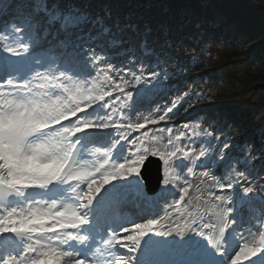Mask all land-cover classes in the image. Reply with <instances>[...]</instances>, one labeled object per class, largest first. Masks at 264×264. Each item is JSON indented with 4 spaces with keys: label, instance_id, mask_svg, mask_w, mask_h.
Listing matches in <instances>:
<instances>
[{
    "label": "snow or ice",
    "instance_id": "1",
    "mask_svg": "<svg viewBox=\"0 0 264 264\" xmlns=\"http://www.w3.org/2000/svg\"><path fill=\"white\" fill-rule=\"evenodd\" d=\"M153 33L113 0H0V264H264V128L211 103L168 126L191 89L139 114L181 55Z\"/></svg>",
    "mask_w": 264,
    "mask_h": 264
},
{
    "label": "trees",
    "instance_id": "2",
    "mask_svg": "<svg viewBox=\"0 0 264 264\" xmlns=\"http://www.w3.org/2000/svg\"><path fill=\"white\" fill-rule=\"evenodd\" d=\"M113 3L122 11H131L150 21L158 44L165 39L176 43V51L181 55L168 60L169 79L180 78L183 84L176 87L183 88L181 95L189 89L195 93L185 98L187 103L218 106L235 123L231 138L259 139L260 129L264 128V10L253 5L264 4V0H113ZM193 16L194 25L189 23ZM214 43L221 49L206 62ZM186 57H196L197 62L190 63ZM202 61L207 67L201 72L188 75L190 78L183 76L182 71L192 72ZM190 122L195 124L196 117ZM210 123L211 120L204 119L203 126ZM253 191L261 189L254 186Z\"/></svg>",
    "mask_w": 264,
    "mask_h": 264
},
{
    "label": "rangeland",
    "instance_id": "3",
    "mask_svg": "<svg viewBox=\"0 0 264 264\" xmlns=\"http://www.w3.org/2000/svg\"><path fill=\"white\" fill-rule=\"evenodd\" d=\"M228 45L225 44L224 48H227ZM219 48L218 43H214L213 47L208 52L207 60H212L213 56L216 55V50ZM221 49V48H219ZM207 67V63H204L203 61L194 66L191 70L192 72H189L188 70L182 71L183 76H187L190 78L191 74H196L201 72L203 68ZM183 82L176 78L166 79L164 81V85L160 88H158L153 94L148 95L143 101L141 102V106L138 109L139 114L144 115L148 114V112L152 109H155L157 105H161L164 107H170L171 106V99L175 96H180L183 92V88L176 87V85H181ZM131 90V88H129ZM189 103H183L181 105H178L179 114L176 115L175 119L169 123L168 126L174 127L177 130L181 128V126L185 123H188L193 118L197 117L199 114H201L202 109L205 108V106L209 103L202 102V103H191L194 105V108L189 109L188 112H185L183 109L188 106ZM176 111V110H174ZM165 125V122H161L160 126L163 127ZM146 127H154L153 125H147ZM133 135H138V133H133ZM217 151V155H218ZM199 171V170H197ZM219 174V173H217ZM130 211H132L130 209ZM258 238V237H257Z\"/></svg>",
    "mask_w": 264,
    "mask_h": 264
},
{
    "label": "water",
    "instance_id": "4",
    "mask_svg": "<svg viewBox=\"0 0 264 264\" xmlns=\"http://www.w3.org/2000/svg\"><path fill=\"white\" fill-rule=\"evenodd\" d=\"M150 163L147 164V172L145 173V178L148 182V184L151 182L152 185L156 183V178H157V158L155 157H150ZM150 172V175L148 172Z\"/></svg>",
    "mask_w": 264,
    "mask_h": 264
},
{
    "label": "bare ground",
    "instance_id": "5",
    "mask_svg": "<svg viewBox=\"0 0 264 264\" xmlns=\"http://www.w3.org/2000/svg\"><path fill=\"white\" fill-rule=\"evenodd\" d=\"M150 172L151 171H149L148 172V174L150 175ZM195 183V182H194ZM202 188L204 187L203 185L201 186ZM202 193H198V192H196L195 190H191L190 191V195L193 197V199L197 196V195H201Z\"/></svg>",
    "mask_w": 264,
    "mask_h": 264
}]
</instances>
